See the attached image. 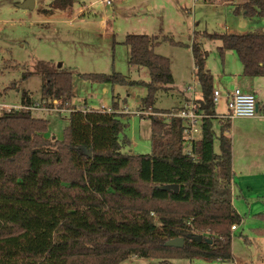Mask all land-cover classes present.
<instances>
[{"label": "trees", "instance_id": "16d2710c", "mask_svg": "<svg viewBox=\"0 0 264 264\" xmlns=\"http://www.w3.org/2000/svg\"><path fill=\"white\" fill-rule=\"evenodd\" d=\"M73 1L51 0L50 6L65 9ZM217 1H236L233 14L264 19V0H204ZM200 33L201 38L220 41V58L232 50L243 76H264V32ZM198 35L193 32L190 43L193 78L200 90L195 102L209 115L201 120L198 139L188 140L185 121L171 115L180 108L155 107L157 92L172 88L173 76L168 58L154 47L165 40L177 43L170 35L124 37L128 63L146 67L148 81L129 80L118 72L80 74L101 84L144 86L137 108L138 115L150 121L151 149L144 154L122 152L129 143L124 133L128 122L121 118L126 113L117 111L116 97L110 110L76 108L70 103L72 71L34 65L42 75L41 103L23 90L19 107L0 109V264H123L130 257L154 258L157 264H169L172 258L231 259L230 227L238 226L242 217L232 204L230 123H219L215 134L213 76ZM53 101L68 109L61 139L45 137L47 120L32 115L35 103L51 109ZM256 216L264 220V213ZM173 238H183L182 246L165 245Z\"/></svg>", "mask_w": 264, "mask_h": 264}, {"label": "rangeland", "instance_id": "374dc122", "mask_svg": "<svg viewBox=\"0 0 264 264\" xmlns=\"http://www.w3.org/2000/svg\"><path fill=\"white\" fill-rule=\"evenodd\" d=\"M24 0H0V109L19 107L21 92L40 102L42 75L35 71L34 65H50L54 68L72 71L71 105L76 108L107 109L112 106V98L118 102L117 111L125 112L121 118L127 121L124 133L129 143L122 152L144 154L150 152V121L140 117L137 108L146 89L142 85L124 86L91 82L80 76L82 73L118 72L129 80L148 81V70L143 66L128 63V48L124 43L127 33L168 34L174 42L160 41L154 47L158 54L166 56L173 75L174 91H158L155 107L171 109L178 104L179 90L194 85L195 95L199 86L193 78V61L190 49L194 31H225L246 33L263 24L260 17L245 18L232 13L230 5H204L200 0H113L103 4L100 0H74L65 9H52L51 0H34V7L21 8ZM221 3V2H215ZM212 4V3H209ZM52 9L44 11V9ZM201 38V33L196 39ZM207 50V64L218 66L220 57L214 47L217 40L202 39ZM201 43V42H200ZM60 65V66H58ZM31 72L27 77L24 73ZM14 82V84H13ZM12 84V85H11ZM220 98L215 106L223 111L225 89L219 84ZM233 90V89H232ZM242 90V89H241ZM247 92V90H242ZM32 115L47 120L43 135L47 138L61 139L68 123V109L53 108L36 104ZM41 103V102H40ZM39 106V107H37ZM148 115L149 112H145ZM218 120H213L215 134H219ZM200 135L196 134L195 139ZM213 148L218 151V140L214 138ZM238 176V175H237ZM249 177L242 176L241 183ZM258 194L262 199L253 196ZM251 204L258 203L264 210V168L253 175L251 189L244 192ZM252 210V209H251ZM244 211L241 212L243 214ZM247 212V211H246ZM236 230L232 236L234 256L245 260L240 264H250L248 248L261 249L262 242L252 235L248 222ZM243 228V229H242ZM241 230V233L238 234ZM248 239V241H245ZM123 264H157L154 258L130 257ZM169 264H234L212 262L203 258H172ZM235 264H239L236 262Z\"/></svg>", "mask_w": 264, "mask_h": 264}, {"label": "crops", "instance_id": "0c3cea01", "mask_svg": "<svg viewBox=\"0 0 264 264\" xmlns=\"http://www.w3.org/2000/svg\"><path fill=\"white\" fill-rule=\"evenodd\" d=\"M200 1H202V4L204 5L206 4L210 6L218 5V4L230 5L231 10L234 4H238L236 1L213 3V4L206 3L204 2V0H200ZM237 1L240 2V0ZM230 31H231L230 29L229 30L225 29V31H217V32H230ZM248 32H264V21L260 27L257 26L253 30H247L246 33ZM202 39L205 38H199L198 41L201 42V46L203 48L204 43ZM213 45L215 49H217V47L220 44L214 43ZM203 50L205 52L207 51L204 48ZM206 59H207V52H206ZM206 59H205V66L213 76V88L220 91L221 89H219V84L223 89L226 88L225 95H223V105H222V107L224 108L223 111H217L215 107L216 105L214 106L215 118L218 120V124L221 123L222 121L219 119L218 116L220 114H225L227 112L228 96L231 93L232 89L234 88H239L240 90L241 89L247 90L248 92L252 93L256 98V104L258 110H264V76H255V77L243 76L242 65L238 60L236 54L232 50H225L222 58H220L219 65L214 66V68L210 67V65L207 64ZM192 86H193L192 93L190 90L186 89L189 92V95H187L185 91L179 90V94L177 95V97L180 96V98H178L179 99L178 104H175V106L171 107V109L169 110L183 107L186 103H188L191 100V95H193V98H195V100L199 99L200 90H199V95L196 96L195 87L194 85ZM167 91H174V89L172 87ZM229 123L230 125H229L228 135L230 136L231 139V150H232L231 165L233 171L232 186H231L232 204L235 210L237 211V213L242 217L241 223L238 225V228L236 230L240 229V226L244 228L247 225L246 223L248 222V224H250V226L248 227L251 234L255 235V237H257V239H259V241L262 242V244L264 245V220H261L256 216L259 213H264V210L260 211L262 208H260L258 203L251 204L249 201V197L257 196L262 199V196L258 194H254L253 196L246 197L244 195V192L251 189L253 175H256V173H259L264 168V120L258 117H252V118L234 117L229 119ZM198 138H200V136ZM242 176L249 177V179L246 178L244 182L241 183L240 178ZM242 211H244L243 214H241ZM240 233L241 230L238 234ZM248 252H249L250 264H264V247L261 249H254V250L248 248ZM231 254L232 257L230 260L216 261V262L231 261L234 264L236 262L240 264L241 262L245 261L234 256V244L232 240H231Z\"/></svg>", "mask_w": 264, "mask_h": 264}, {"label": "built area", "instance_id": "2783aa9c", "mask_svg": "<svg viewBox=\"0 0 264 264\" xmlns=\"http://www.w3.org/2000/svg\"><path fill=\"white\" fill-rule=\"evenodd\" d=\"M103 4L110 5L113 0H100ZM192 93L193 86L186 87ZM220 98V93L214 89L212 96V104L215 106ZM110 110V108H107ZM171 115L183 119L186 123L187 139H195V134H201V120L209 115L204 114L200 109L199 104L195 102V98L191 95V100L180 108L177 112H172ZM219 119L224 121L234 117L252 118L258 117L264 120V110H258L255 96L250 92H243L239 88H234L228 96L227 112L220 114ZM221 121V122H222ZM187 152H190L188 150ZM231 231L234 232L238 226L231 225Z\"/></svg>", "mask_w": 264, "mask_h": 264}, {"label": "water", "instance_id": "95a60500", "mask_svg": "<svg viewBox=\"0 0 264 264\" xmlns=\"http://www.w3.org/2000/svg\"><path fill=\"white\" fill-rule=\"evenodd\" d=\"M18 6L21 8L32 9L34 7V0H24L22 3L18 4ZM172 188L177 189V186H173ZM187 237L192 238L196 241H201L202 239L201 235L188 234ZM182 244H183V238H173L165 242L166 246H172V247H181Z\"/></svg>", "mask_w": 264, "mask_h": 264}]
</instances>
